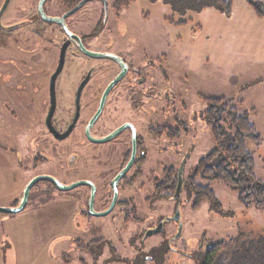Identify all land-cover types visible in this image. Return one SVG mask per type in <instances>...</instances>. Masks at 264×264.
<instances>
[{"label":"rangeland","instance_id":"obj_1","mask_svg":"<svg viewBox=\"0 0 264 264\" xmlns=\"http://www.w3.org/2000/svg\"><path fill=\"white\" fill-rule=\"evenodd\" d=\"M38 1L10 0L0 20V207L18 205L28 179L41 171L66 185L86 178L104 183L115 172L109 170L115 165L108 162V157L118 151L119 144L115 141L100 146L99 159L94 161L90 153L92 146L80 133L62 143L51 139L41 143L39 147L45 148L47 163L43 167L38 164L30 173L21 170L18 154L28 158L34 155L33 144L25 142L23 136H27L28 130L23 120L28 112L26 108L47 103L48 78L56 65L59 45L66 38L56 25L50 27L39 17ZM114 1L103 0L107 8L101 16L99 0L85 2L76 13L66 14L70 28L78 34L86 33L102 18L104 29L89 42V50L117 53L128 49L135 52L134 61L140 65L142 54L146 56L143 62L158 61L155 62L164 71L156 64L155 69L145 66L144 70L154 76L161 91L165 88L163 73L171 78L179 129L176 140L149 139L146 133L149 126L173 123L165 116L168 111L161 114L165 108L163 97L159 101L144 97L145 122L142 123L141 115L129 106L131 99L115 89L98 122L106 125V131L125 120L139 124L148 157L143 175L125 192L135 199L138 220L123 221L122 214L116 210L106 217H80L78 210L83 205L78 206L74 199L83 187L57 191L47 190L46 184L41 183L29 191L22 211L0 213V264H129L138 253L150 254L153 249L156 255L162 253L161 260H148L144 264H194L191 257L199 245L204 249L234 238L238 228L264 232V209L245 208L236 192L216 181L197 179L199 183L210 184L217 200L215 210L206 201L192 209L193 196L188 197L185 190L180 191L176 200L166 196L153 202L146 200L153 194V183L161 181L169 167L177 170L187 155L182 169L185 180L199 159L214 147L210 126L201 117L206 98H223L254 125L259 141L246 140L245 148L254 160L255 179L264 182V16L257 15L249 0H231L229 14L213 7L182 12L191 0H171L180 3L172 7L174 10L166 0H134L116 16L111 10ZM252 1L264 4V0ZM5 3L6 0H0V13ZM43 8L49 16L68 11L58 0H47ZM93 60L85 59L73 46L68 49L64 66L55 80L58 108H72V87ZM73 61L78 67L76 71L71 68ZM106 67L107 64H100L96 72L99 91L111 79L112 72H103ZM12 82L16 86L13 89ZM129 82L124 78L117 88L127 87ZM148 85L140 87L146 89ZM65 87L71 88L69 94L61 90ZM6 100L21 105L16 108ZM10 107L21 110L18 115L22 121L17 119L14 123L11 115L15 111ZM109 116H113L112 124ZM76 153L81 158L70 159ZM35 161H42L41 157L38 155ZM101 174L103 177L99 178ZM175 208L180 212L181 224L177 238L178 223L174 221L166 223L159 234L143 236L159 220L173 215ZM97 239L101 240L96 245L100 247V254L94 257L84 247Z\"/></svg>","mask_w":264,"mask_h":264},{"label":"flooded vegetation","instance_id":"obj_2","mask_svg":"<svg viewBox=\"0 0 264 264\" xmlns=\"http://www.w3.org/2000/svg\"><path fill=\"white\" fill-rule=\"evenodd\" d=\"M87 1H90V0H87ZM99 1L101 3V8H100V16H101L102 13L104 12L105 8H107V5L103 2V0H99ZM37 5H38V3H37ZM43 6H44V4H43ZM82 6H80L77 10L71 12V14L76 13ZM6 8H7V6L5 7V9ZM123 8H126V7H119L116 5V0L114 1V4L111 6V10L115 13L116 16L119 15L120 11ZM43 10H44V8H43ZM44 12H45V10H44ZM65 14H67V12L63 13L62 15L53 16V17H62ZM1 16H2V14L0 15V20H1ZM67 18H68V16L64 17V22H65L67 29L71 33H73L75 36H77L79 38V41L76 40L75 38H68L67 34L65 33V31L63 30V28L60 24L46 22L47 25L50 27L53 25H56L57 29L62 34V37H64L66 35V38H63L61 44L59 45L58 58H57L56 65L54 67L53 72L55 71L57 64H58L61 46L66 40H69V43L65 49L64 62H65V57L67 55L68 49L72 46L75 47L76 50L79 53H81L85 59H88L89 61L93 60L94 58H97V57H103V56L88 55L81 49V46L79 45L81 43V45L86 50L91 51V50H89V47H88L89 42L91 40H94L96 38V36L99 34V32L104 29L105 23L102 21V18L98 19V21L95 23V25H93L92 29L88 30L89 32L79 33V34L76 32L75 29H73L72 26H71L72 29L70 28L71 24L67 21ZM1 26H2V24L0 21V27ZM82 32H85V30ZM127 51H128V49H126L125 51H119L117 53H108V54L116 56L117 58H119L120 61H118L117 59L110 57V56H104V57L109 58L110 60H107V61H105V60L104 61L93 60L94 61L93 64L85 68L82 76L79 77V80L72 87L73 88L72 108H69L66 106L65 107L61 106L58 108L56 102L54 103V107H53L51 117H50V125L53 128V130L56 132L57 136H55L52 132H50L49 128L46 125V117H47L49 109H50L49 80H50V77L53 74V72L49 75L48 83H47V103H43V104H42V102L38 103L37 106L35 105L37 108H33V109H27L26 108V111H28L27 112L28 114L26 113L23 117L24 122H26L27 126H28V130L25 133V134H27V136L23 135L24 141L26 142V140H27L31 144H33V145H31V149H32L31 153L34 154L33 156H31L29 158L26 156L22 157L21 154H18L17 161L22 166L21 170H23L24 172L30 173L32 171V169H37L38 164L43 167V165H45L47 163L48 158L46 157L45 153L43 152V149L45 151V148L42 149V147H39V145L41 143L47 142L48 139H51L56 143H62L65 140L75 136L76 133H78V134L80 133L79 135H81V137H83V139H85V141L88 142L90 146H92V150L90 151V153H92L91 158L94 161H97L99 159L97 149L100 146H102L104 144H108L109 142H115V141L117 144H119L118 151L115 154H113V156H111V158L108 157L109 158L108 162H110L113 166L115 165L114 169L111 167L109 168L110 171H112V170L115 171L114 175L110 178V180H107L104 183H100V182H97V181H94L91 179H87V178L86 179H79V180L75 181V182H79V181L87 182L86 184L78 185L77 187L73 188V189H76L78 187L84 188L83 190H79L77 192V194L75 195V199H74V201L78 204V206L83 205V208L82 209L79 208V210H78V213H79L78 215L80 217H83V218L106 217V216L110 215L114 210H116V211H119L118 212L119 214H122L123 221L128 220V218H130L134 221H135V219L138 220V216L136 214L137 210L134 206V200L135 199L132 195L127 196L125 194V192H126V190H130L131 188H133L135 181L140 176L143 175V173H144L143 165L146 162V159L148 157L147 147H146L145 141H144L145 139L142 136V134L140 133L139 124L134 122V121H131V120H125V121H122L121 123L117 124L114 127L111 126V128L106 131V129H107L106 125L98 122L104 114L105 106L107 105V100L109 98H111L110 96L113 94L115 89H117L124 96H128L131 99L132 102L129 104V106H131L132 110L136 111L139 115H141L142 123L145 122V119H144V116H145L144 111L145 110L143 108L144 97L146 96L147 98H149L151 100H158V101L161 100V98L163 97V104L165 105L164 106L165 108H163L164 110L161 111V114H164L165 110L168 111L167 115H165V116H167L170 120H172L173 123L169 122L168 124H164V125L159 126V127L149 126L148 129L146 130L147 136L149 137V139H160L161 137H163L167 141L176 140V137H177L178 127H176L177 118H176V114H175L176 110L174 107V91L172 89L173 87H172L171 78L168 77L167 73L162 72L164 75L165 88L162 91L159 90L160 88L157 85V83H155L154 76L144 70L145 66H147L148 68H151V69H155V67H153V66L155 64L158 66V64L156 63L158 61H156V59H155L156 62L151 61V60H147V61L143 62V59H145L146 56L144 54H142V57H141L142 65H140L139 63L134 61L135 59L133 57H134L135 52L132 53V50H130L128 52ZM136 56H138V55L136 54ZM143 56H145V58H143ZM76 57H77V55H76ZM64 62H63L62 68L64 66ZM97 62H100V63H97ZM102 62L107 64V67H106L107 70L103 68V72H106V71H107V73L112 72V75H111V79L109 80V82L103 87V89L101 91H99V89H98L99 87L96 86V72L99 69L100 64H103ZM65 63L67 64V59H66ZM121 63L125 65V71H124L122 78L119 81H117L109 89V91L106 95L104 105H103L99 115L96 117V119L93 121V123L91 125H89L90 120L93 118V116L96 114V112L99 108L100 100H101V97H102L104 90L106 89L108 84L121 73V71L123 69ZM72 66H73V67H71L72 70L76 71V69H78L76 62H74V61H73ZM67 67H68V64H67ZM159 69H160V67H159ZM162 69L163 68H161L160 70L164 71ZM61 70H60V72H61ZM56 78H55V80H56ZM124 78L129 79V81H130L129 86L124 87L122 89H118L117 85ZM145 83L149 84L147 86V88L146 89L141 88L140 86L145 84ZM10 86L12 87V89L14 87H16L13 82L10 83ZM54 88H55V81H54ZM33 89L38 90L37 87H34ZM70 89L71 88H69V87L61 88V90L64 91L65 94H69ZM78 94H79V96H78ZM77 96H78V103H76ZM54 99H55V94H54ZM6 101H7L6 102L7 104H10L11 106H16V108L18 105H21V104L17 105L16 102H13L14 99H13V101H10V100H6ZM108 105H110V103H108ZM16 108L10 107L11 111H15V113L11 115V116H13L12 118H13L14 123L17 119H19L20 114L18 115V113L21 112L20 109H16ZM112 117L113 116L108 117L111 124H112V121H111ZM19 120L22 121V119H19ZM150 122H151V120L148 121L147 123H150ZM71 124H73V125H72L70 131L64 137H61V138L58 137L59 135H62L64 132H66L68 130V128L71 126ZM120 127H122V129L117 134H115L113 137H111L109 140H107L105 142L96 141V140L102 139V138L110 135L111 133H113L114 131H116ZM133 143H134V149L135 150H134V156H133V159L131 161V164H130L129 168L113 184V181L116 178V176L126 167V165L128 164V162L132 156ZM99 154H101V153H99ZM38 155L41 157L42 161H35V158ZM74 158H76L75 160L77 161L78 159L81 158V155L76 153L70 159L74 160ZM183 160L185 162L186 156L183 157ZM76 161H75V165L77 168L78 162H76ZM171 171H173L174 174L176 175V179L174 181L173 189L171 190L172 194H170L167 198L169 200H176V197H174V193H175L176 186H177L178 169L172 170V167H169L168 173H170ZM44 174L50 175L49 173H45V172L41 171L40 173H37V174L31 176L28 179V182L33 177L38 176V175H44ZM50 176H52L56 179L55 176H53V175H50ZM102 177L103 176L101 174L99 176V178H102ZM182 180H183V178H182ZM41 183L46 184L47 190L53 188L57 191H69V190L57 189L55 184L51 181H48V180L37 181L36 183L33 184L32 187H34V186L37 187V185L41 184ZM60 183L64 184L63 182H60ZM72 183H74V182H72ZM158 183L159 182L153 183V189H154L153 194L149 198L146 199L147 201L153 202L152 197L154 196V191H155L156 185ZM182 184H183V182H182ZM64 185H66V184H64ZM32 187H31V189H32ZM165 187H167V185H165ZM142 188L143 187L137 188V191H140ZM113 200H114L113 206L111 207L110 211L107 214L96 215L98 213L107 211L109 209V207L111 206ZM157 200H159V199H157ZM154 201H156V200H154ZM90 204H91V209L89 207ZM176 210L177 209L175 208V212H176ZM175 212L173 213V215L166 216V217L162 218L161 220H159L157 222V224L155 226L151 227L150 229H154L158 225L159 222H162V230L160 232L156 233V234H159L164 230L166 223H169L171 221L178 223L179 221L172 219ZM115 217H118V214H116ZM145 233L143 236H146ZM153 235H155V234H153ZM150 236H152V235H150ZM97 240H99V239H97ZM92 241H96V240H91L89 242H92ZM169 249H171V248H169Z\"/></svg>","mask_w":264,"mask_h":264},{"label":"trees","instance_id":"obj_3","mask_svg":"<svg viewBox=\"0 0 264 264\" xmlns=\"http://www.w3.org/2000/svg\"><path fill=\"white\" fill-rule=\"evenodd\" d=\"M87 0H59L71 13L82 6ZM134 0H116L119 7H127ZM170 7L180 4L177 1L166 0ZM259 17L264 16V4L260 1H250ZM231 0H191L186 2V9L199 12L203 8L213 7L220 12L229 14ZM173 9V8H172ZM174 10V9H173ZM179 10V9H177ZM176 10V11H177ZM101 21V20H100ZM206 108L201 117L204 123L210 126L214 140V147L189 171L183 179L181 190H185L191 199V208L196 209L206 201L211 209H216L217 200L210 184L201 181H216L238 194V200L245 208L264 209V182L254 177V160L246 150V140L259 141L254 125L244 114H238L223 98L203 99ZM179 131V129H178ZM187 158V155H186ZM176 175L173 171L166 172L165 177L159 181L155 188L152 200L168 197L172 194ZM167 185V187H165ZM177 199V198H176ZM238 228V234L227 241H219L192 254L194 264H264V232L249 228ZM100 239L89 242L84 247L94 257L100 254ZM97 247V251H96ZM95 249V250H94ZM156 249L150 254L138 253L129 264H144L148 260H161L162 253L156 255Z\"/></svg>","mask_w":264,"mask_h":264},{"label":"water","instance_id":"obj_4","mask_svg":"<svg viewBox=\"0 0 264 264\" xmlns=\"http://www.w3.org/2000/svg\"><path fill=\"white\" fill-rule=\"evenodd\" d=\"M45 1H47V0H39L38 1V5H37V12H38L39 16L42 18V20H44L45 22H49V23H58V24H60L62 26L63 30L65 31V33L67 34L68 38H75L76 40L79 41V38L77 36H75L73 33H71L67 29V27L65 25L64 17L66 16V14L64 16H62V17H53V16L47 15L44 12L43 4H44ZM8 2H9V0H6L5 6H3V8L1 9L0 15L2 14L3 9H5V7L7 6ZM68 43H69V40H66L62 44L61 49H60V54H59V60H58L57 67H56L55 71L53 72V74L51 75L50 80H49L50 109H49L48 115L46 117V125L49 128L50 132H52L55 136H57V134H56V132L53 130V128L50 125V117H51V113H52V110H53V107H54V103H55V99H54V81H55V78L57 77V75L60 73V70L62 69V65H63V62H64V56H65V49H66V46L68 45ZM79 45L81 46V49L88 55H91V56H103V57L104 56H110V57H113V58L117 59L118 61H120L119 58H117L114 55H111V54H108V53L91 52V51L86 50L81 45V43ZM122 67H123V69H122L121 73L114 80H112L108 84L106 89L104 90V92L102 94V97H101V100H100L99 108H98L96 114L90 120L89 125H91L93 123V121L96 119V117L99 115V113H100V111H101V109H102V107L104 105V102H105V99H106V95H107L109 89L117 81H119L122 78V76L124 74V71H125V65L122 64ZM78 96H79V94H78ZM78 96H77V99H76V103H78ZM72 125L73 124H71V126L68 128V130L66 132H64L62 135H59L58 137H60V138L64 137L70 131ZM121 129H122V127L118 128L116 131H114L110 135H108V136H106V137H104L102 139L96 140V141L105 142V141L109 140L111 137H113L115 134H117ZM134 150L135 149H134V143H133L132 156H131L128 164L126 165V167L116 176V178L113 181V184L129 168V166L131 164V161L133 159V156H134ZM183 164H184V160H182V162H181V164H180V166L178 168V172H177V186H176V190H175V193H174V197H177L180 194V191H181V188H182V169H183ZM41 180H48V181L53 182L55 184L56 188L59 189V190H71V189L77 187L78 185H82V184H86L87 183L85 181H79V182L71 183L69 185H64V184L60 183L57 179H55L54 177H52L50 175H45L44 174V175L35 176L27 183V185H26V187H25V189L23 191V195H22V198H21L19 204L17 206L11 207V208L0 207V213L15 214V213H18V212L22 211L24 209L25 205H26L27 197H28V194H29V191H30L31 187L33 186L34 183H36L37 181H41ZM113 203H114V200H113L111 206L109 207V209L107 211L98 213L96 215H105V214H107L110 211L111 207L113 206ZM89 207L91 209V204L89 205ZM172 219H174L176 221H179V219H180L179 210H176V212H175L174 216L172 217ZM161 230H162V222H159L158 225L154 229L147 230L145 235L146 236H150V235H153V234H156V233L160 232ZM180 231H181V224H180V222H178V231H177V233L175 235V238H177L179 236Z\"/></svg>","mask_w":264,"mask_h":264},{"label":"crops","instance_id":"obj_5","mask_svg":"<svg viewBox=\"0 0 264 264\" xmlns=\"http://www.w3.org/2000/svg\"><path fill=\"white\" fill-rule=\"evenodd\" d=\"M15 199V198H14Z\"/></svg>","mask_w":264,"mask_h":264}]
</instances>
